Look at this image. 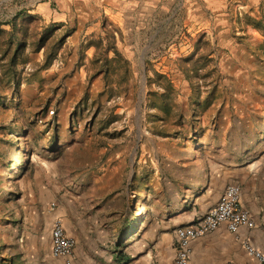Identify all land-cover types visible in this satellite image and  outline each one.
Instances as JSON below:
<instances>
[{
    "label": "rangeland",
    "instance_id": "1",
    "mask_svg": "<svg viewBox=\"0 0 264 264\" xmlns=\"http://www.w3.org/2000/svg\"><path fill=\"white\" fill-rule=\"evenodd\" d=\"M123 1L0 0V264L47 242L46 186L122 173L98 195L128 246L202 162L264 156V0H161L152 18Z\"/></svg>",
    "mask_w": 264,
    "mask_h": 264
},
{
    "label": "crops",
    "instance_id": "2",
    "mask_svg": "<svg viewBox=\"0 0 264 264\" xmlns=\"http://www.w3.org/2000/svg\"><path fill=\"white\" fill-rule=\"evenodd\" d=\"M124 3L127 0L123 1ZM131 2V0H128ZM161 0H135V9L149 18L158 10ZM148 14V15H147ZM218 161L207 159L199 164L203 183L198 188L186 189L177 203L164 208V212L152 213L142 236L119 245L110 235L102 219V206L98 189L107 177L110 180L122 173L107 171L95 178L93 192L80 191L58 197L59 187H45L49 197H57L49 212L61 218L67 233L76 241L72 264H172L177 254V231L181 227L196 224L199 218L217 205L226 187L237 183L242 187L241 205L247 209L256 225H242L230 231L222 224L215 230L191 240L189 264H259L247 251L246 244L264 252V156L260 161H241L239 152L226 154L221 151ZM198 167V166H197ZM106 186L103 187V190ZM52 226L47 242L42 248L36 242L34 252L23 256L24 264H64L65 257L52 254ZM12 257L10 264H15Z\"/></svg>",
    "mask_w": 264,
    "mask_h": 264
},
{
    "label": "built area",
    "instance_id": "3",
    "mask_svg": "<svg viewBox=\"0 0 264 264\" xmlns=\"http://www.w3.org/2000/svg\"><path fill=\"white\" fill-rule=\"evenodd\" d=\"M241 196V185L229 184L217 205L199 218L196 224L179 228L177 231L178 249L172 264H189L191 240L215 230L222 224L226 225L230 231H236L242 225L254 227L256 225L255 219L241 205ZM52 239L53 256L65 257L64 264H72L71 256L76 241L67 233L61 218H56L53 222ZM246 248L248 253L258 260L259 264H264V252L250 244H246Z\"/></svg>",
    "mask_w": 264,
    "mask_h": 264
},
{
    "label": "trees",
    "instance_id": "4",
    "mask_svg": "<svg viewBox=\"0 0 264 264\" xmlns=\"http://www.w3.org/2000/svg\"><path fill=\"white\" fill-rule=\"evenodd\" d=\"M16 51H17V50H14V54H13L14 58L16 57V56H15V54H16ZM13 56H12V59H13Z\"/></svg>",
    "mask_w": 264,
    "mask_h": 264
}]
</instances>
